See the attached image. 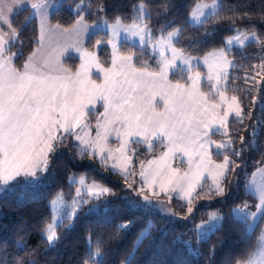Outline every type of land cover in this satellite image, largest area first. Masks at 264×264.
I'll list each match as a JSON object with an SVG mask.
<instances>
[{"label":"snow or ice","instance_id":"1","mask_svg":"<svg viewBox=\"0 0 264 264\" xmlns=\"http://www.w3.org/2000/svg\"><path fill=\"white\" fill-rule=\"evenodd\" d=\"M83 5L84 0L76 5L78 18L72 27L60 29L59 25L49 27V9L62 7L54 4V0H0V195H7L20 186L42 183L50 172L58 146L68 142L69 138L78 142V145L72 146L77 148L79 154L98 156L102 163H106L113 159V150L107 147V141L109 136L115 133L120 141L119 147L115 149L119 154L116 159L121 163L113 164L112 168L119 169L125 179L128 175V165L131 163V157L126 155V150L131 143L146 142L149 149L153 140L166 143L167 151L162 154L160 160L148 162L149 165H158L152 174L151 183L147 169H142L141 178L144 185H148L152 196L160 195L153 187L157 179L161 192L178 193L177 198L187 203L188 214L181 219H193V194L198 187H202L204 172L207 171L212 180L204 195L210 196L214 192L224 196V182L228 180V173H236L241 167L232 157H242L246 145L255 148L260 130L264 127V119L257 117L254 111L245 113L247 106L243 104L240 96L233 95L230 100L226 96L229 91L228 82L236 79L230 71L236 67L235 60L229 59V56L234 49H243L250 41L264 50V41L255 30L236 27V21L248 17L249 13L241 15L236 6H227L223 0H211V3L197 0L184 24L173 27L175 21L166 20L158 30L159 35L153 31L152 12L144 0L133 6L130 24L123 23L121 16H117L114 23H108L98 16L97 23L88 24L82 14L85 10ZM169 7L170 5H165L157 16H163ZM225 7H229L235 17L229 25L233 35L225 38L222 47L214 49L202 58L203 64L208 68L206 79L210 89L208 92H201V73H193L194 67L201 63V58L186 54L184 48L176 45L181 42L185 25L199 29L209 21L218 22ZM23 11H29V16L18 29L13 26V21ZM104 11L103 5L97 6V13ZM34 19L39 20L40 48L27 57L22 69H18L14 60L22 56V52H12L11 48L17 44L20 34ZM97 32L107 35V44L112 48L111 67L107 69L100 66L95 53H86L81 47L86 37L90 39ZM121 33L125 34L124 40L138 38L140 55L132 50L121 54L118 46ZM54 34H71L74 37V46L81 52L82 60L74 75L60 64L58 57L62 55L61 51H55V60L53 53H49L46 58L37 61V52L42 51L44 41ZM207 35L209 33L206 30L205 36ZM104 43L103 38L96 40V46ZM196 43L199 42L194 41L193 45ZM20 46L22 47V41ZM148 46L152 48V55L159 56L156 61L158 70L149 71L146 62H142L140 68L135 66L134 61L145 54ZM166 52H170L171 56L165 55ZM93 65L104 73V81L101 84L86 79L88 69ZM252 71L254 74L245 72L244 83H252L258 93V96L252 97L253 108H259L264 113V85L261 84L264 80V57H261L259 65H252ZM169 72H179L180 80H183L184 74L187 73L188 82L171 84L168 81ZM258 76L260 79H257ZM231 90L241 91L238 87ZM251 90L244 89V96ZM160 93L162 98H165L163 112H157L150 107L155 95ZM217 95L219 103L215 100ZM98 100L103 101L104 111L100 114L102 119H97V131L93 139L85 131L89 127L86 117L94 111V108L89 106H94ZM221 105H225L222 114ZM230 114L234 115L238 125H244L245 120L252 121L250 125H245V131L250 130L251 139L246 140L244 135H240L239 148L235 147L234 139L238 130L230 129ZM217 134L224 139L213 141L211 137ZM136 137L140 139H135ZM105 152L108 153L107 157L103 155ZM176 152H182L189 158V171L183 175L179 169L172 168L167 163L170 154ZM213 155H222L223 161L215 163ZM233 164L235 167H232ZM69 183L76 185L75 196L68 203L63 191L56 193L49 203L51 221L46 222L40 229L41 238L46 240L49 248H54L61 241L62 236L58 230L71 229L84 205L115 195L110 188L95 180L88 183L85 175L78 179L69 177ZM144 185H141L137 195L142 196L146 205L151 204ZM245 187L257 200L255 211H250V205L245 201L242 206L231 209L230 215L234 222L243 223L245 236L251 239L260 222L264 221V167L256 168ZM171 199L169 196V203ZM163 210L176 215L171 208ZM224 219L218 212L209 213L206 221L195 224L197 239H207L214 232L222 230ZM119 227L126 228L128 224ZM149 230L150 226L141 233L137 246ZM105 255L100 241L97 240L93 246L89 237L84 264H106ZM133 255L134 253H129L128 259L122 264H132ZM0 264H24V260L17 256L13 261H9L5 253L0 257ZM31 264L36 262L33 260ZM236 264H264V228H261L255 244L250 250H245L236 260Z\"/></svg>","mask_w":264,"mask_h":264},{"label":"trees","instance_id":"2","mask_svg":"<svg viewBox=\"0 0 264 264\" xmlns=\"http://www.w3.org/2000/svg\"><path fill=\"white\" fill-rule=\"evenodd\" d=\"M56 1L62 7H56L52 11L49 21L51 24L68 28L78 18L75 8L81 0ZM196 1L144 0L149 11L152 12L151 26L154 33L156 35L159 33V28L166 20H174L173 27L184 24ZM140 2L141 0H84L85 10L82 14L89 23L97 20L98 16L107 21H113L117 16H121L123 22L130 23L132 8ZM223 3L227 6H236L237 12L241 15L249 13L248 17L236 21V27L255 30L264 41V8H262L264 0H223ZM99 5L104 6V12H96ZM165 5H170L167 13L157 16ZM28 16L29 11L20 12L15 17L13 26L19 29ZM233 19L235 17L232 16L229 7H225L218 22L209 21L199 29L185 25L181 42L176 46L184 48L186 54L203 56L223 45L224 38L232 33L229 25ZM206 30L209 33L207 36H205ZM37 35L34 19L20 34L17 44L11 48V51L22 52V56L14 60L17 68L22 66L26 57L37 45ZM95 36H91V39L85 43L87 50L93 49L91 43L94 38L96 40ZM194 41L199 43L193 45ZM131 49L138 52L137 48L131 47ZM261 57H264V50H261L255 42L247 43L243 49H234L229 58L235 60L236 67L230 71L236 79L228 82V93L242 98L243 104L247 106L245 113L252 110L257 117L264 119V113L259 108H253L252 105V97L258 96L257 91L252 87L251 82L247 85L244 83L245 72L254 74L252 65H259ZM97 58L103 65L108 64V47L105 44L98 50ZM70 62L73 64L69 65ZM75 63L77 59L67 58L64 61L68 70H74ZM170 78L180 80L175 74H171ZM257 79L260 77L258 76ZM261 84L264 85V80ZM234 87H238L241 91L233 92L231 89ZM244 89H252L246 97L243 94ZM231 121L230 129L238 130L234 139L235 147L239 148L240 135H244L246 140L251 139L250 130L245 131V125H250L252 121L245 120L244 125ZM73 144L76 142L69 138L68 142L58 146L51 162L50 172L46 174L42 183L20 186L7 195H0V257L6 253L8 260L13 261L18 256L24 260V264H31L33 260L36 264H84L89 248V237H91L93 246L97 240L100 241L102 250L106 254V264H121L128 259L129 253H134L132 264H228L229 261L231 264H236V260L245 253V250H250L255 244L262 221L256 228L255 234L248 239L245 236V226L243 223L233 221L230 210L242 206L245 201L250 205L249 210L255 209L257 200L245 190V184L250 174L264 162V127L260 130L255 148L246 145L242 157H232L241 167L236 173H228V180L224 182V196L216 195L214 192L210 196H205L204 193L208 190L201 192L203 184L196 190L193 195L194 217L189 221L181 219L188 214L185 201L172 198L169 207L176 215L173 216L169 212L163 214L134 195V188L129 187L128 177L125 179L124 176L113 172L102 162H98L96 157H90L87 153L79 154ZM214 157L218 160L222 156ZM232 167H235V164ZM72 175H85L87 181L95 180L110 188L115 195L99 201L93 200L88 207L84 205L71 229L58 230L62 239L54 248H49L46 240L41 238L40 229L51 219L49 202L56 193L63 191L66 199L73 196L75 185L69 183V177ZM211 212H218L225 217L223 228L207 239L198 240L194 231L195 224L205 221ZM122 224H128V227L120 228ZM149 226L150 230L137 246L138 238L142 232L149 229ZM92 250H95L94 247Z\"/></svg>","mask_w":264,"mask_h":264},{"label":"rangeland","instance_id":"3","mask_svg":"<svg viewBox=\"0 0 264 264\" xmlns=\"http://www.w3.org/2000/svg\"><path fill=\"white\" fill-rule=\"evenodd\" d=\"M204 2L211 3V0H204ZM195 3L193 5V7L195 6ZM51 9L52 8H50L49 11ZM53 9H54V7H53ZM35 20H36V26H37V31H38V35H37V45L33 48V50L31 52H33L34 50H37V49L40 48V40H39V36H40L39 20L38 19H35ZM114 21H115V19L113 21H108V23H114ZM86 23H88V24H94V23H97V20H95L93 22H90V23L89 22H86ZM123 23H125V22H123ZM130 23H125V24H130ZM55 26H56V24H51V22L49 21V27H55ZM60 29H65V27H61L60 26ZM124 35H125L124 33H121V38L118 41V46L120 48L121 54H126L129 50L135 51V50L131 49V47H134V48H137L138 49V46H139L138 38H132L130 40H124V38H123ZM157 35H159V33ZM231 35H233V33H230L226 37L231 36ZM95 37H96V40L103 38L104 41H105L104 44L108 47V64L107 65H103L98 60L99 61V64L104 69L110 68L111 67V57H112V48H111L110 45L107 44V35H105L103 32H97ZM225 38H224V40H225ZM85 40L87 42L89 40V38L86 37ZM85 40H84V42H85ZM96 40L94 38V41H92V43H91V46H92L93 49L87 50L85 48L84 42H83V45L81 46L82 49L86 53H95V55L97 56L98 50L104 44H102L100 46H96ZM74 43H75L74 37L71 34H67V35L54 34V35L51 36L50 39H46L44 41V46H43L42 51H38L37 52V61H40L41 59L46 58L49 53H53V58L55 60V51L58 50V51H61L62 52V55H60L58 57L59 60H62V59L65 60L67 58H69V59H77V63H75L76 64L75 65V68L78 66V68H77V70H78L80 68L81 63H82V60H81V52L77 50V48L74 46ZM212 51L213 50H211L209 52H212ZM12 52H15V51H12ZM208 53H206V54H208ZM137 55H140L139 51L137 52ZM165 55H167L168 57H170L171 56V53L170 52H166ZM205 55H203V56H196V57H200L201 58V63L198 66L194 67V69H193V73H195L197 71L201 73V76H202L201 92H208L209 89H210V85H209V83H208V81L206 79L207 78V75H208V68L202 62V58ZM27 57H26V59H27ZM158 58H159L158 54L152 55V48H151V46H148L145 49V54L142 55V56H140V58L138 60H135L134 61V62L137 61V64H135V66L137 68H140L142 62H146L149 71L158 70L157 69V63H156V61H157ZM85 59H87V57H85ZM177 63L179 64V61ZM71 64H73V63L70 62L69 65H71ZM70 71H71V74H73V75L76 73V71H74L73 69L70 70ZM171 74H173V73L172 72H169V75H168V81L171 84H175L177 82H180V83L184 84V83H187L188 82L187 81V75H188L187 73L184 74V79L182 81L177 80V79H171L170 78V75ZM175 75H176L177 78L180 77V73L179 72H176ZM86 79H90L92 82H94L96 84H101L104 81V73L101 72L99 70V68H97L95 65H93V66H91L88 69V76L86 77ZM156 91L159 92V89H157ZM226 96L230 100L231 96H233V95L232 94H229L227 92L226 93ZM215 100H216L217 103L220 102L218 95L215 97ZM98 106H99V108H98ZM224 106L225 105H221V109H220L221 114H222V109H223ZM89 107L90 108H94V111L92 112L91 115L87 116V118H88L87 123H88L89 127L87 129H85V131L88 132L89 135H90V137L94 139L95 136H96V131H97L96 130V127H95V123H97V119L98 118H101L100 117V114L103 113V111H104L103 101L102 100H98V101H96V103H95L94 106H89ZM150 107H153L155 109V111H157V112H163L164 111V109H165V98H162V93L155 95V98L152 100ZM229 119H230V121L231 120H234V115L233 114H230ZM83 134L84 133H81V135H83ZM211 138H212L213 141H216V142H219V141H221V140L224 139L222 136H220L218 134L217 135H213ZM135 139H140V138L139 137H136ZM76 144L78 145V142H76ZM119 144H120V141L116 138L115 133H112L109 136V138H108L107 147L109 149L113 150V159L108 160L106 163H103V164L105 166H107L110 170H112L113 172L121 175L120 172H119V169H115L114 170L112 168V165L113 164L121 163V161H119V160L116 159V157L119 156V154L115 152V149H117L119 147ZM213 148H214V145H213ZM165 151H167L166 143H163L160 140H153V144H152L151 149H149V145L146 142H141L140 144H136V143L133 142V143H131L129 145L128 149L126 150V155L131 157V163H129V165H128V175H127V177H128V183H129V185H131V187L134 188L133 189L134 195L137 196L140 199V201H142V202H145L142 199V196L137 195V191L140 189L141 185H144V181L142 180L140 173H141L142 169H147L148 170L149 182L151 183L152 174L157 169L158 165L157 164L149 165L148 162L149 161H159L160 160V157L162 156V154ZM103 155L105 157H107L108 153L105 152ZM214 156L215 155H213V161L215 163H221L223 161V156L222 155H221L222 157L220 159H218V160L215 159ZM95 157L98 160V162H101V160H100V158L98 156H95ZM188 159H189L188 156L184 155V153H182V152H176L175 154H170V156L168 157L167 163L172 168L179 169L180 174L183 175L185 172H188L189 171ZM193 159H196V157H193ZM259 167H264V162ZM252 173L247 178L246 183H247L248 180H250L252 178ZM80 176H73L72 175L70 177H76L78 179ZM18 179H21V178H18ZM133 181H135V183H133ZM87 182L88 183H91L92 181L89 180ZM201 184L204 185L202 187L201 192L204 191V190H208L209 186L212 184V180L209 177L207 171L204 172V179L201 181ZM103 186H105V185H103ZM144 187H145V190H146V194H148L150 196V200H151V204L150 205H152L153 207L157 208L163 214L168 213L166 210H163V209L170 208L169 207L170 206L169 205L170 204L169 203V196H171L172 198H177L178 195H179L178 193L172 192V191H169L167 194H165L164 192H161L160 187H159V179H157V182L153 185V187L155 188V191L160 193L159 196H152L151 195V192L148 191V185H144ZM75 189H76V185L74 186V189H73V196H75ZM245 190H246V187H245ZM72 197H70L69 199H66L65 198L66 202L70 203L71 200H72ZM86 206L88 207L89 204H87ZM234 208H236V207H234ZM250 211H252V210H250ZM253 211H255V209ZM50 221H51V219H50ZM261 228H264V221H262V227ZM257 236H259V235L257 234Z\"/></svg>","mask_w":264,"mask_h":264},{"label":"crops","instance_id":"4","mask_svg":"<svg viewBox=\"0 0 264 264\" xmlns=\"http://www.w3.org/2000/svg\"><path fill=\"white\" fill-rule=\"evenodd\" d=\"M54 3L56 4V5H58V2L56 1V0H54ZM56 7H54V9H55ZM53 8L49 11V15L52 13V11L54 10ZM74 24V23H73ZM72 24V25H73ZM72 25L70 26V27H68V28H65V29H69V28H71L72 27ZM54 26V25H53ZM5 30H7V28L5 27ZM87 40V39H86ZM86 40H85V42H86ZM85 42H84V44H85ZM32 53V52H31ZM30 53V54H31ZM29 54V55H30ZM25 61H26V59H25ZM25 61H24V63H25ZM64 59H62V60H59V62H60V64L63 66V68H65V69H67V67L64 65ZM23 63V64H24ZM23 64H22V66H23ZM22 66L20 67V68H18V69H22ZM77 68H78V66L74 69V71H76L77 70ZM68 70V69H67ZM73 71V72H74ZM68 72L71 74V71L70 70H68ZM98 108H99V106H98ZM86 121H88V118L86 117ZM95 125H96V123H95ZM74 142H77V141H75L74 140Z\"/></svg>","mask_w":264,"mask_h":264}]
</instances>
